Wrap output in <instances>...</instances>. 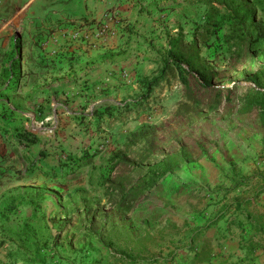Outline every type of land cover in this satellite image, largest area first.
<instances>
[{
  "label": "rangeland",
  "instance_id": "374dc122",
  "mask_svg": "<svg viewBox=\"0 0 264 264\" xmlns=\"http://www.w3.org/2000/svg\"><path fill=\"white\" fill-rule=\"evenodd\" d=\"M52 1L17 0L8 43L0 36V264H127L125 256L137 264H195L201 245L208 256L218 249L217 263L246 264L239 255L226 256L229 236L245 217L225 207L249 199L258 203L249 209L264 214V126L257 108L238 112L259 89L256 81L264 83V42L240 56L215 53L214 83L235 86L232 113L207 112L203 105L178 112L184 88L162 76L163 53L172 36L191 37L203 5L187 3L169 30L154 31L136 47L146 62L130 69L124 53L117 54L123 65L103 74L100 45L92 39L96 26L53 19L72 11L68 0ZM0 2V10L13 9ZM66 25L70 33L60 30ZM58 37L62 43L46 49ZM75 38L77 50L71 48ZM146 129H153L146 140L126 146ZM180 144L187 159L150 184L130 210L119 205L115 183L127 177L128 188L142 185L152 158ZM148 150L152 156L144 160ZM40 161L60 172L44 170ZM212 221L222 230L217 237L193 238Z\"/></svg>",
  "mask_w": 264,
  "mask_h": 264
},
{
  "label": "trees",
  "instance_id": "16d2710c",
  "mask_svg": "<svg viewBox=\"0 0 264 264\" xmlns=\"http://www.w3.org/2000/svg\"><path fill=\"white\" fill-rule=\"evenodd\" d=\"M193 1L205 7L203 20L194 24L189 39L182 34H176L169 39L167 48L163 53L164 68L161 71L162 76L171 75L178 79L184 88V101L179 104L178 112L181 109L189 110L194 106L203 105L207 112L224 110L232 113L235 108L233 92L235 86L214 83V80L219 76L215 53L220 52L218 56H224L226 53L230 57H233V55L240 56L245 48L253 50L264 42V0ZM81 22V25L90 28L99 24L94 18ZM223 29L225 31L221 32ZM209 48H212L214 52L204 53V50ZM160 80L154 78L152 82L158 83ZM256 84L259 89L248 95L246 100L240 103L238 112L246 113L253 108H257L260 111V120L264 126V90L261 89L264 88V83L256 81ZM178 112L176 111V114ZM3 126L5 127V123H3ZM152 132L153 129H146L133 133L126 142V146L130 147L140 140H146ZM261 142L264 147V134L261 137ZM152 153L148 150L147 154H143L142 158L147 160L152 156ZM92 156V154L86 155L85 159L89 161ZM186 159L187 146L180 144L178 151L168 154L162 159L158 157L152 158V163L149 162L147 167V179L142 185L128 188L131 179H127V177L116 182L114 189L119 194V205H122L127 211L130 210L133 206V201L147 190L150 184L157 178L169 173L174 164ZM122 162L127 166L133 164L131 163L132 161H127L126 159L122 160ZM40 166L44 170H50L49 172L52 173L57 174L60 172V167H53L48 163H41L40 161ZM67 166L72 165L69 164ZM259 181L264 182V177H261ZM1 203V207H4L5 201ZM251 203L252 201L249 199L236 202L226 206L225 211L228 213L233 208L246 211L247 217H253L255 220L251 228L255 232H262L264 230V214L253 216L256 211L249 209ZM215 222L213 221L210 224ZM197 236L198 232L195 233L193 238ZM251 245L252 250H254L255 245ZM16 254H20L18 250ZM124 258L129 261L127 264L138 263V261L128 259L126 256ZM193 259L196 262L208 261V254L203 253V250H195Z\"/></svg>",
  "mask_w": 264,
  "mask_h": 264
},
{
  "label": "crops",
  "instance_id": "0c3cea01",
  "mask_svg": "<svg viewBox=\"0 0 264 264\" xmlns=\"http://www.w3.org/2000/svg\"><path fill=\"white\" fill-rule=\"evenodd\" d=\"M17 0H6V2L13 7V9H2L0 10V36L5 37L3 41L7 44V35L10 32V15L13 16L16 12L15 6H17ZM29 2V1H28ZM58 2V0H53L52 4ZM68 5H71L70 9L71 15L67 14H52L54 18H61L67 21V18H75L79 21L95 19L96 22L104 24L106 27V35L101 37L94 35L92 38L96 40L100 45L99 51L101 52L100 58L102 59V69L103 74L111 73V71H116L121 65L115 60L117 54H123L127 57L126 63H124L128 68L134 67L137 62H146L147 59L145 53H140L136 47L145 46V43L149 41L150 35H154L155 32L159 33L161 30H169L172 27V23L178 19V16L184 11L185 5L193 4V0H68L65 1ZM1 3V2H0ZM18 5V6H24ZM111 8L109 14H104V12ZM19 14V13H18ZM24 19H27L26 14L23 15ZM33 17V16H32ZM66 18V19H65ZM14 19V17L12 18ZM38 20V18L36 19ZM24 21V20H23ZM34 21V20H33ZM67 26V25H66ZM65 26V27H66ZM61 27V31L68 30L70 33L71 26L68 25L67 28ZM81 29V28H80ZM93 28L92 30H94ZM84 29L80 30L79 35L83 34ZM155 31V32H154ZM60 31H58L59 34ZM92 31L88 30V33ZM95 32V31H94ZM70 36V35H69ZM72 36V34H71ZM71 38V37H70ZM72 39V38H71ZM72 49L77 50L78 40L75 38L71 40ZM58 43H52V39L49 40L46 45V49L52 48V46L59 45L62 43V39L58 37L56 39ZM71 45V44H70ZM148 56V55H147ZM153 59V57H149ZM113 60V61H112ZM107 70V71H105ZM113 73V72H112ZM105 75H103L104 78ZM113 82L112 77L108 79V85ZM49 87V86H48ZM3 125V122H0ZM236 203V202H235ZM255 205V201H252L251 205ZM256 207L252 208L255 210ZM233 208L228 212L232 214ZM243 217H245V223L243 225H238L240 229L236 236L233 234L229 237H233L231 241H228L225 247H228V253H233L235 257L239 255V259L246 264H264L262 259H264V230L255 232L251 226L255 222L253 217L248 218L246 211H241ZM227 213V212H226ZM244 214V215H243ZM257 214H263L256 211L253 216ZM242 217V218H243ZM213 222V221H212ZM198 235L200 236H213L217 237L219 232L222 230L219 227L217 221L213 224H207L205 229H199ZM225 234H228L225 232ZM224 234L221 233V236ZM237 237V239H236ZM225 243V239H223ZM255 245V249L251 247ZM202 247V248H201ZM251 247V248H250ZM203 250L206 251V247L200 246L196 251ZM230 251V252H229ZM255 253H252L254 252ZM209 252V251H208ZM217 248L210 250V255L208 256V261L194 262L196 263H206V264H216L219 262ZM206 254V253H205ZM249 255H254V257L249 258ZM249 258V259H248ZM260 259V261H259ZM250 261V262H249ZM220 264V263H217ZM223 264V263H221Z\"/></svg>",
  "mask_w": 264,
  "mask_h": 264
},
{
  "label": "built area",
  "instance_id": "2783aa9c",
  "mask_svg": "<svg viewBox=\"0 0 264 264\" xmlns=\"http://www.w3.org/2000/svg\"><path fill=\"white\" fill-rule=\"evenodd\" d=\"M95 32L97 36H105L106 35V27L104 24H98L95 28Z\"/></svg>",
  "mask_w": 264,
  "mask_h": 264
}]
</instances>
